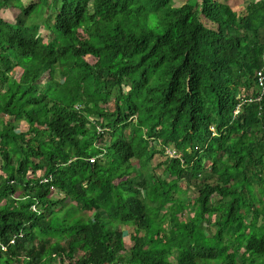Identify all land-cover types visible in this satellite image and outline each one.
Segmentation results:
<instances>
[{"label": "trees", "instance_id": "16d2710c", "mask_svg": "<svg viewBox=\"0 0 264 264\" xmlns=\"http://www.w3.org/2000/svg\"><path fill=\"white\" fill-rule=\"evenodd\" d=\"M10 5L0 264H264V0Z\"/></svg>", "mask_w": 264, "mask_h": 264}, {"label": "rangeland", "instance_id": "374dc122", "mask_svg": "<svg viewBox=\"0 0 264 264\" xmlns=\"http://www.w3.org/2000/svg\"><path fill=\"white\" fill-rule=\"evenodd\" d=\"M23 1V4H29V3H31L32 1H38V0H22ZM183 1H186V2H194L195 0H176V4L177 5H179V4H181ZM0 15L2 16V17H4L5 19H7V20H15L16 18L17 19H20L21 21H23V20H25L26 19V16L21 12V9L19 8V7H17V6H14V5H10L7 9H0ZM43 34H47V32H48V30H46V29H43ZM20 128L21 129H26L27 128V124L23 121L22 123H21V126H20ZM100 142V141H99ZM166 159V153H161V152H159V153H157L155 156H154V158H153V164H156V163H161V162H163L164 160ZM159 170V172H161L162 170H161V168H159L158 169ZM181 185L182 186H185L186 184H187V176H182V179H181ZM53 195L55 196V195H58L57 194V191H55L54 193H53ZM59 196H62V194H60ZM85 216H90V212H88V211H84V212H82ZM187 215H188V213H187ZM191 215H192V213H191ZM131 231H132V229H131ZM129 244L131 243V242H128Z\"/></svg>", "mask_w": 264, "mask_h": 264}, {"label": "clouds", "instance_id": "9594fccd", "mask_svg": "<svg viewBox=\"0 0 264 264\" xmlns=\"http://www.w3.org/2000/svg\"><path fill=\"white\" fill-rule=\"evenodd\" d=\"M256 78H257V81H258L257 74H256ZM258 85H260L259 82H258ZM239 111H240V105L236 108L235 113H238ZM98 127H99V126H98ZM99 129H101L100 132H102V128L99 127ZM166 153H167L170 157H171V156H177L178 154H180V153H176V151H175L174 148H172V147H167V148H166ZM93 159H95V158H93ZM93 161H94V160H93Z\"/></svg>", "mask_w": 264, "mask_h": 264}, {"label": "built area", "instance_id": "2783aa9c", "mask_svg": "<svg viewBox=\"0 0 264 264\" xmlns=\"http://www.w3.org/2000/svg\"><path fill=\"white\" fill-rule=\"evenodd\" d=\"M257 77H258V82H259V84L262 85L263 82H264V74H263V71H262V70H259V71H258ZM93 160H94V159L91 158V161H93ZM14 241H15V239L13 238V239L11 240V243H14ZM3 248H6V246H3Z\"/></svg>", "mask_w": 264, "mask_h": 264}]
</instances>
